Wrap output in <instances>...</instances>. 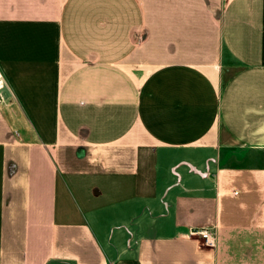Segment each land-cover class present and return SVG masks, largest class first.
I'll return each mask as SVG.
<instances>
[{
  "label": "crops",
  "instance_id": "1",
  "mask_svg": "<svg viewBox=\"0 0 264 264\" xmlns=\"http://www.w3.org/2000/svg\"><path fill=\"white\" fill-rule=\"evenodd\" d=\"M0 69V264H264V0H0Z\"/></svg>",
  "mask_w": 264,
  "mask_h": 264
},
{
  "label": "rangeland",
  "instance_id": "2",
  "mask_svg": "<svg viewBox=\"0 0 264 264\" xmlns=\"http://www.w3.org/2000/svg\"><path fill=\"white\" fill-rule=\"evenodd\" d=\"M9 98H12V100L15 99V96L13 95L11 89L7 87H5L4 89H0V108H1V111H3V114L7 116V119L9 121L8 123L10 124L11 123L10 116H12L15 112H19L20 108L16 104L6 103L9 100ZM25 123L28 124V121H26ZM171 167L172 165L167 166V170L169 171Z\"/></svg>",
  "mask_w": 264,
  "mask_h": 264
},
{
  "label": "built area",
  "instance_id": "3",
  "mask_svg": "<svg viewBox=\"0 0 264 264\" xmlns=\"http://www.w3.org/2000/svg\"><path fill=\"white\" fill-rule=\"evenodd\" d=\"M7 87L6 81L4 79V75L0 69V89H4ZM193 235H197L199 237L200 245L203 248L213 249L215 247V233L213 230L209 228L198 230Z\"/></svg>",
  "mask_w": 264,
  "mask_h": 264
}]
</instances>
